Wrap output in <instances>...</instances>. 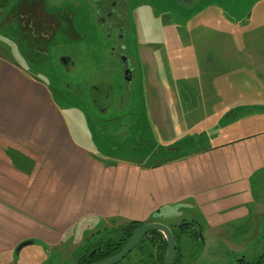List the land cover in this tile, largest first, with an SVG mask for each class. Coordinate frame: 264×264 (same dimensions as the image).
I'll return each instance as SVG.
<instances>
[{"label": "crops", "instance_id": "1", "mask_svg": "<svg viewBox=\"0 0 264 264\" xmlns=\"http://www.w3.org/2000/svg\"><path fill=\"white\" fill-rule=\"evenodd\" d=\"M159 82L156 88L170 83L168 76ZM168 90L170 102L159 97V139L164 150L177 155L154 164L107 162L87 150L82 131L71 129L64 113L37 101V88L21 82L13 68L0 66V262H12L20 242L58 246L74 227L116 218L125 223L169 220L177 217V208L201 218L213 251L229 256L257 237L264 240V201L255 200L253 190V180L264 173V106H256L264 105V98L259 90L257 97L255 91L247 97L243 90L232 101H219L212 117L190 124L171 86ZM165 104L173 107L169 124L159 119ZM38 105L47 112H34ZM7 149L22 158L13 161ZM73 169L82 181L68 177ZM118 176L129 179V198L112 195ZM89 183L93 186L87 192Z\"/></svg>", "mask_w": 264, "mask_h": 264}, {"label": "rangeland", "instance_id": "2", "mask_svg": "<svg viewBox=\"0 0 264 264\" xmlns=\"http://www.w3.org/2000/svg\"><path fill=\"white\" fill-rule=\"evenodd\" d=\"M129 9L132 13L129 43H126L133 63L130 81L125 80L121 72L96 71L99 69L95 67L96 57L87 52L80 41H70L65 37L51 41L47 55L40 58L31 56L26 66L35 79L50 89L59 108L69 115L71 129L83 132V144L95 149L93 153L98 158L107 162L124 159L154 164L177 155L164 150L159 139V97H165L164 100L170 102V86L181 102L178 108H182L189 124L212 117L216 103L232 101L243 90L247 97L254 91V97H257L259 90L264 98V0H194L188 7L179 6L172 0H129ZM162 20L176 23L177 29ZM87 25L85 44L98 51L99 43H105L95 35L94 28ZM11 35L12 30L0 29V52L17 62L20 60L19 48ZM142 39L151 40V44L140 45ZM166 46L169 55L165 52ZM157 47L162 49L153 53L152 50ZM176 48L179 51L172 54ZM62 53L73 55L75 67L65 69L60 65L59 56ZM154 54L161 56L154 59ZM155 70L158 72L155 73ZM167 76L170 83L168 86L159 85L162 91L159 95V87L156 88L159 78L164 80ZM101 79L113 87L111 104L103 112L94 106L89 97L90 86ZM155 79H158L157 82ZM243 85L248 86L239 88ZM254 85L257 89H253ZM122 95H125L126 104L121 113L117 98ZM202 100L204 102L200 103ZM256 106L261 108L264 105L257 102ZM161 107L164 114L159 119L169 124L174 117L173 107L167 104ZM34 109L38 113L47 112L44 105ZM118 118H122L121 121ZM126 118L129 122L123 121ZM260 124L264 126L263 116ZM118 125H125L122 131H128V139L116 135ZM76 172L77 169H73L67 175L79 178L77 182L82 181L83 175ZM116 179L113 181L115 186L111 188L112 195L129 198V179L123 176ZM77 182H72V188ZM253 183L255 200L264 201V173ZM92 186L93 183H89L87 192ZM191 213L188 216L187 211L181 208L173 212L177 215L174 219L196 217L204 226L201 218ZM125 221V218H116L103 224H126ZM262 247L264 241L257 237L253 244L247 243L245 250L229 256L221 249L212 251L218 258L215 264H237L235 257L244 259L243 264H251L260 255ZM74 255L69 254L65 263L71 262ZM199 262L213 264L206 260Z\"/></svg>", "mask_w": 264, "mask_h": 264}, {"label": "flooded vegetation", "instance_id": "3", "mask_svg": "<svg viewBox=\"0 0 264 264\" xmlns=\"http://www.w3.org/2000/svg\"><path fill=\"white\" fill-rule=\"evenodd\" d=\"M172 1L179 6L188 7L194 0ZM131 13L129 0H0V29L12 30L11 37L16 41L15 45L19 48L20 58L16 62L0 52V66L13 68L21 82L37 88L39 103L49 104L55 107L57 112L63 113L50 89L27 71L26 66L29 65L30 57L46 56L51 41L65 37L70 41H80L84 49L96 57L95 67L99 68L96 71L121 72L122 77L127 80L125 70L129 69V62L133 73V63L126 43H129ZM163 23L173 28L176 26L174 22L163 21ZM86 25L88 28H94L95 35L105 43H99L98 51L85 44ZM141 43L151 44V40L142 39L140 45ZM72 52L75 53L74 50ZM59 63L65 69L75 67L74 57L70 53L60 54ZM112 90L113 87L104 79L90 86L89 97L99 111L103 112L111 104ZM125 99V95L117 98V107L121 113L125 108ZM66 114L64 113L69 123V115L66 116ZM118 119L121 121L122 118ZM123 121L129 122V119L126 118ZM123 127L125 125H118L116 135L128 139V131L123 132ZM81 135L80 139L83 141L85 138L83 132ZM84 146L92 153L96 151L85 144ZM11 152L7 149V154L13 161L20 156L19 153L14 155ZM174 218L176 216L169 220L148 218L137 225L126 223L74 227L64 234V242L58 246L38 243L37 247H30L34 243L27 241V244L19 248V245L23 243L20 242L14 249L16 257L12 262L7 263L5 259H2L4 261L0 264H99L121 253L133 235L150 223H161L171 233L175 243L171 264H198L203 260L215 264L211 259L214 255L209 249L207 233L199 220ZM260 240H263V236ZM167 249L166 234L160 230L147 229L142 231L135 245L112 264H164ZM23 250L24 253H22ZM78 250L79 252L76 253ZM74 253V259L65 263L66 257ZM263 254L264 248H261L260 255L251 264L258 261ZM42 255L47 257L37 262L36 257ZM234 260L237 264L244 263L242 258L235 257Z\"/></svg>", "mask_w": 264, "mask_h": 264}, {"label": "water", "instance_id": "4", "mask_svg": "<svg viewBox=\"0 0 264 264\" xmlns=\"http://www.w3.org/2000/svg\"><path fill=\"white\" fill-rule=\"evenodd\" d=\"M131 75H132V68H131V64L129 62V69L125 70V76L126 79L129 81L131 80ZM147 229H156V230H160L163 231L166 236H167V243H168V249L166 251V255H165V261L164 264H171L172 261V257L174 254V248H175V243L174 240L172 238L171 233L168 231V229L161 223H150L147 224L146 226L142 227L139 231H137L133 237L131 238V240L129 241L128 245L126 246V248L119 253L118 255H116L115 257L108 259L102 263L99 264H112L114 262H116L118 259H120L131 247H133L135 245V243L138 241L142 231H145ZM28 242H23L19 245V248L22 247L23 245L27 244ZM262 264H264V259Z\"/></svg>", "mask_w": 264, "mask_h": 264}, {"label": "trees", "instance_id": "5", "mask_svg": "<svg viewBox=\"0 0 264 264\" xmlns=\"http://www.w3.org/2000/svg\"><path fill=\"white\" fill-rule=\"evenodd\" d=\"M129 224H132V225H137V224H140V222L138 221H132V222H128ZM263 259H264V254L261 256V258L256 261L254 264H262L263 262Z\"/></svg>", "mask_w": 264, "mask_h": 264}]
</instances>
